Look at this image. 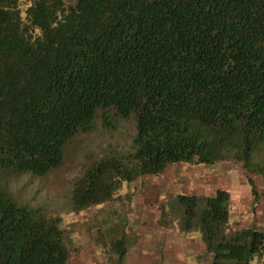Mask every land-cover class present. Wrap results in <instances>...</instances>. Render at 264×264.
<instances>
[{
	"label": "trees",
	"instance_id": "trees-1",
	"mask_svg": "<svg viewBox=\"0 0 264 264\" xmlns=\"http://www.w3.org/2000/svg\"><path fill=\"white\" fill-rule=\"evenodd\" d=\"M114 117L135 120L129 148L84 164L70 209L180 161H234L256 199L264 0H0V264H75L61 216L20 201L8 181L60 166L71 138ZM174 199L208 264H264V229L232 220L226 188ZM110 245L124 264L125 235Z\"/></svg>",
	"mask_w": 264,
	"mask_h": 264
},
{
	"label": "rangeland",
	"instance_id": "rangeland-1",
	"mask_svg": "<svg viewBox=\"0 0 264 264\" xmlns=\"http://www.w3.org/2000/svg\"><path fill=\"white\" fill-rule=\"evenodd\" d=\"M134 131L133 118L114 117L103 125L97 122L90 132L80 133L70 139L65 146L60 166L44 175L23 173L8 181L9 189L20 201L43 204L54 214L61 216L73 263L114 264L109 242L117 235L111 236L113 231L123 226L133 228L124 233L127 250L133 246L138 248L140 244L148 245L146 240L140 238L139 241L134 237L137 232L135 228H138L141 221L146 220V226H153L154 220L159 219L161 227L182 230L183 224L177 213L174 196L177 193H189L186 190L188 188L193 193L200 189L213 192L218 187L226 188L232 184V220L236 219V223L246 225L254 223L264 229V178L256 173H247L257 188L258 197L253 199L244 169L234 161L171 162L161 173L140 176L130 183L124 182L118 197L101 202L100 205L95 204L99 206V211L96 206L85 207L80 214V210L70 209L71 182L84 168V164L87 166L91 159L104 153L124 152L129 148ZM197 185L202 188L198 189ZM141 193L143 195L138 199ZM154 193H159L161 198L153 197ZM115 204L120 205L119 209L121 206L124 208L118 216L116 212L110 213ZM121 231L122 229L118 233ZM141 232L144 235L145 232ZM131 259L126 255L124 264H129V261H133Z\"/></svg>",
	"mask_w": 264,
	"mask_h": 264
},
{
	"label": "crops",
	"instance_id": "crops-1",
	"mask_svg": "<svg viewBox=\"0 0 264 264\" xmlns=\"http://www.w3.org/2000/svg\"><path fill=\"white\" fill-rule=\"evenodd\" d=\"M128 187L129 186H127V188ZM197 187L198 189L202 188L201 185L199 186L197 185ZM231 188H232V184L226 187V189L230 193L231 200H232V189ZM186 190H188L189 193H193L191 188H188ZM196 193L205 195V194H212L214 193V191L206 192V190L201 191L200 189L199 191L196 190ZM158 194L154 193L153 197L159 196ZM142 195L143 194L141 193L138 196V199ZM127 196L128 195L126 194V197ZM140 200L142 201L143 199H140ZM94 206H96L97 209L99 207L98 205H93L89 207H94ZM119 206L115 204V206H113L114 208H111V210L112 209L113 210L110 211V213L116 212L118 216L124 209L122 206L119 209ZM107 207H109V205H107ZM81 211L82 210H80L78 214H80ZM113 219L116 220V217H114ZM158 220H154L153 226H149V225L146 226V220L141 221V222L139 220L140 223H139L138 228H135L137 232L134 237H136L137 240H139L140 238L141 240H146L148 242V245L150 244V246L148 245L146 246L145 244L144 245L140 244L138 248L134 246L130 247L127 250L126 255L129 256V258L132 257L131 260L133 261H129V264H208L209 263L210 255L206 251V248L203 242V235L200 230L193 229V230H186V231L180 230L179 231L173 227H167V226L161 227L160 222ZM166 225H169V224H166ZM115 227L116 226H114V228ZM159 227H161V229ZM129 228L131 229L132 227H129ZM129 228L125 226L121 227L120 229H122V231L120 233H118L120 229L115 228L116 230L113 231L111 236L113 235L115 236L117 234L115 236L117 237L121 233L124 234L126 233V231L129 230ZM146 228L148 229L145 230ZM142 230L145 232L144 235H142L143 234L141 232ZM110 243L111 242H109V247H111ZM142 247H144L143 249L145 252L142 251L143 250ZM111 250L112 249L110 248V251ZM111 255H112L111 260H114V253H111Z\"/></svg>",
	"mask_w": 264,
	"mask_h": 264
}]
</instances>
